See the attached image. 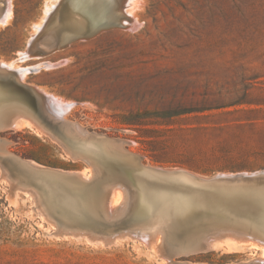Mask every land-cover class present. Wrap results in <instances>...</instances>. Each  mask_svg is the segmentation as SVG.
Listing matches in <instances>:
<instances>
[{
  "label": "rangeland",
  "instance_id": "obj_1",
  "mask_svg": "<svg viewBox=\"0 0 264 264\" xmlns=\"http://www.w3.org/2000/svg\"><path fill=\"white\" fill-rule=\"evenodd\" d=\"M0 1V60L23 68L64 58L62 65L38 71L30 68L23 80L67 103L64 117L72 133L78 125L88 133L84 132V140L79 141L55 122L53 131L63 143L29 122L15 130L0 128V264L264 263L261 243L246 236L240 238L235 229L231 234L227 226L231 235L228 231L223 235L224 226L210 230L209 224H203L189 235L192 238L182 227L172 237L160 228L159 233L145 236L141 227L151 212L140 204L138 185L127 179L117 181V190L122 187L119 192L124 193V197L117 195L118 202H124H115L113 208L107 199L89 201L90 180H82L84 185L77 187L56 177L82 197L83 212L70 216L37 183L40 175L36 172L43 166L49 172L87 170L96 178L103 177L101 171L106 169L127 174V150L140 155H136L139 163L184 168L205 178L264 171V0H140L133 9L136 27L120 22L123 13L113 12L111 6V14L119 20L106 25L102 18L86 17L64 4L59 25L37 38L42 52L29 57H23L22 52L37 30L34 24L43 21L45 4L56 0ZM118 1L122 8L123 0ZM133 2L129 1V7ZM63 30L76 36L68 45L51 50ZM254 73L258 76L247 79ZM5 82L0 99L6 101L1 100L0 107L2 101L14 100L23 106V97L9 89L14 83ZM122 137L135 143L127 147ZM85 139H96L93 141L98 146L100 139L110 141L106 144L111 149L109 156L91 159L99 164L96 174L92 161L85 164L64 152L76 149L79 142L85 147ZM30 161L40 166L29 165ZM201 181L203 185H223ZM123 184H128L126 191ZM243 184V190L264 189L262 182ZM109 189L106 185L105 190ZM127 191L134 197L128 198L131 194ZM127 204L135 211L126 214ZM170 210L164 214L166 219H172L174 211ZM213 212L223 214L221 209ZM213 212L200 209L192 214ZM222 216L226 222L232 219L231 215ZM165 221L167 228L171 224ZM170 227L174 229V225ZM217 231L225 238L211 235ZM205 242L209 247L204 250L200 244Z\"/></svg>",
  "mask_w": 264,
  "mask_h": 264
},
{
  "label": "bare ground",
  "instance_id": "obj_2",
  "mask_svg": "<svg viewBox=\"0 0 264 264\" xmlns=\"http://www.w3.org/2000/svg\"><path fill=\"white\" fill-rule=\"evenodd\" d=\"M129 1L130 0H123L122 8L120 7L118 0H116V1H114V0H56V2L54 4L46 3L45 4V10H46L45 13L46 14L44 15L43 21L41 23L34 24V27L37 30L32 34L31 38L28 41V44H27L25 50L22 52L23 57H29V56L34 55V53L39 54L42 52L41 49H43V47L41 45L37 44V42H38L37 38L40 34L47 33L59 25V23H60V9L64 4L69 5L74 11H79L80 13L85 15L86 17L94 16L95 18H102V22H106V25H107V23L116 22V20L118 22V20H119L118 18H116L114 16V14L113 15L111 14L112 13V11L110 10V6H111V8H113V12L118 10V12L123 13L122 19L120 20V22L122 21V23L124 25H133L136 27V25H138V21L134 18L133 9H134V7H137L139 5L140 0H134L133 4L130 7H129ZM0 3H1V1H0ZM118 17L120 18V16H118ZM10 18H11V16H10ZM3 23H5V22H3ZM114 24H116V23H114ZM38 32H39V34H37ZM74 35L76 36V34L74 32H71L69 30H63L60 34V38L58 40V43L55 44L51 50L62 48V47H60L61 45H67L69 40ZM65 41H66V44L65 43L63 44V42H65ZM59 42H61V43H59ZM64 61H65L64 58H62L58 61H55L54 63H52L51 61H48V60H42L33 66H30V67L28 66V67L22 68L19 66L13 67L12 65H10L11 62L8 65L7 63L0 60V73L2 75V76H0V90H3L4 85L6 83L5 78L9 75L15 79L13 82L14 85L9 88L11 90V93L13 95H19L20 97H23V100H24L23 101L24 105L21 106L15 100L11 101V102H5L6 99H3L1 97L0 101L1 100H5V101H2L4 103L2 104L3 106L0 107V128H2V129L12 128L15 130V128L24 127L26 125V123L29 122V123H33L35 126L39 127L43 132L47 133L50 137L55 138V140L57 139V142L60 141V142L64 143L62 138L58 134H56L55 131H53L52 124L55 122H58V123H60L59 125H61L62 130L64 132H66V134L68 133V134L74 136V138L78 139L79 141L84 140L83 139L84 138V132H86V131H84L83 126H81V125L76 126V132L72 133L68 129V124L65 123L66 121H68L64 117L65 111L67 109V103H64L62 100H59V98L53 96L52 94H50L49 92H47L43 88L37 86L36 84L28 83V82L23 80L24 73L28 72V70L30 68L34 69V71H38L41 67H51V66L55 67L58 65H62ZM49 104L51 105V108L48 106ZM69 122H71V121H69ZM73 128H75V127H73ZM91 133H94V132H91ZM91 133H89V134H91ZM102 135H104V134H102ZM109 138L111 140H113L111 137H109ZM65 140H66V138H65ZM87 140H89V139H87ZM93 140L96 141V139H92V141L91 140L87 141L84 144L85 147L79 146V144H80V142H79L78 146H75V148L76 147L77 148L73 149L71 152L69 151L70 149L65 148L67 146H63L62 143H61V145L64 147V149H66V150H64V152L68 151V155L70 154V157L73 160L81 159L85 162V164H88L89 161H92L91 160L92 157L99 156V155H106V156L110 155L109 152L111 149L109 150L107 147L108 145H106L107 143H110V141L108 139H105L106 141H104L103 139H100V142H98V143L101 145V148L99 147L100 145L98 146L96 143H94ZM116 140H117V138H116ZM124 141L122 140L121 142H124ZM113 143L115 144L116 142L113 141ZM123 145L124 144H121V146H123ZM63 147H62V149H63ZM114 150H116V149H114ZM127 151H126V153L124 152L125 153L124 159L129 163L128 164L129 166L127 167V174L124 172L113 173L111 171V169L110 170L106 169L105 172H103L104 170L101 171L102 175H103V177L101 176V178L100 177H97V178L91 177V175L89 176L86 172L87 170L86 171L85 170H80V171H72L71 170V172H69V171L65 172L64 170H60V169H58V170L56 169L57 170L56 171L53 168L54 170H51L49 172V171H46V169H44L45 167L40 166V165L35 164V163H32L31 161L29 162V165L35 164V165H38L41 167V168H37V170H36L37 174L40 175V178L37 179V183L41 186H44L46 194H48V196L56 204V206L58 208H60L62 211L66 212L70 216L78 215V214L83 212L82 197L80 194L73 191L67 185L59 182L60 180H57L56 177L63 179L69 183H74L75 186H77V187H79V186L82 187L84 185L83 184L84 182H82V180H86V181L90 180L88 185H87L90 188L87 192L89 201L91 203H93L94 201L99 202V201H102L104 199H107L108 201L110 200V202H111L110 204L113 208H115V205L119 201V198L117 195H119V193L121 194V192H119V191L122 188V187H120V190L119 191L117 190V188H116V186L118 184L117 181H119L118 179H120V180L127 179L128 182H131L133 184L138 185V189L140 191V196H139L140 204L142 205L143 208H145L151 212V216H150V218H148V221L142 223V225H144V226L141 227L142 228L141 231L145 234V236L149 237L155 233L156 234L159 233V228L164 229L165 233L167 232L169 235H171V237L174 235L175 231H174V229H172L170 227L171 225H174L172 222V219L171 218L166 219L164 217V214L168 213L169 209H171L170 212H173V211L174 212L175 211L176 212H185L187 209H189V211H199L200 209H204V210H207L208 212H213L214 210L221 209V212H223V214H227V215L232 216L231 221H228L226 223H221V224H219V223L209 224L208 226H209L210 230L211 229L215 230V229L219 228L220 226H222L221 228H223V226H224L223 235H225L224 232L227 233V231L229 229H231V230H229L230 232L233 231L232 229H235V230L239 231L240 233L235 231L234 234L238 233L240 238L246 236V238H251L253 240L256 239L263 246L262 257H264V189L252 187L250 189L245 188L246 190H243L242 187L246 186L243 184L244 183L243 181H242L243 183L237 182V183H232V184H223L221 186L210 185V184H206V183H205L206 185H203L202 183L199 182L200 180H196L190 176L182 175L180 173L151 172L146 168V166H150V165L140 163L141 165H143V167H139V165H138L139 157L138 156H140V155L136 154V155H138V156H136L131 152L127 153ZM65 153H67V152H65ZM121 153H123V152H121ZM121 153H120V155L122 156ZM113 154H115V153H113ZM115 155H117V154H115ZM26 161H24V163ZM93 161H92V165H95V164H93ZM89 165H88V167H89ZM97 166L95 165V167H93L94 172L97 168H99ZM88 169H90V167ZM101 169H99L98 172H100ZM166 169H168V168H166ZM170 169L174 170L175 167L174 168L170 167ZM36 172H34V173L36 174ZM95 174H96V172H95ZM250 174H251V172H250ZM109 175L110 176L113 175L114 178L109 177ZM218 176L220 177L219 174H218ZM234 176H241V175L236 174ZM89 178H93V179H89ZM120 183L121 182H119V184ZM106 185L110 186L109 191L105 190ZM123 185H125V186H123V191H126V190H124V187L126 188V185H128V184H123ZM30 188H31V190L33 189V187H30ZM127 188H130V186ZM239 188H241V189H239ZM11 189L12 188H10V191H11ZM34 191L36 193V190H33V192ZM40 191H41V189H40ZM86 191H87V189H86ZM129 191H133V190H131V188H130ZM129 191H127V192H129ZM41 193H42V191H41ZM36 194H38V193H36ZM123 194H121L122 197H124ZM129 194H131V196H129L128 198L134 197V195L132 193L129 192L127 195H129ZM121 195L119 196L120 198H122ZM9 196H10V194H9ZM115 196H117L118 199ZM107 200H105V201H107ZM124 200H126V199H124ZM105 201H103V203ZM128 201H129V199H128ZM131 201L133 204L134 199ZM115 202H116V204L114 205ZM121 202L122 201H120L118 203H121ZM102 205L103 204H101V206ZM104 205H106V202ZM96 206H98V205H96ZM106 206H108V205H106ZM120 206L122 207V205H120ZM123 206H124V204H123ZM127 206H128V204H127ZM127 206H126L127 209L133 207V206H131V207H129V206L127 207ZM126 208H125V210H126L125 212H127ZM102 209H103V207H102ZM94 210H95V208H94ZM128 210H130V209H128ZM106 212L107 211H105V213ZM117 212L119 213L120 209H118ZM122 213H123V210H122L121 214ZM172 214H174V213H172ZM124 215L125 214H122V217ZM168 215H165V216H168ZM114 216L116 217V218L115 217L114 218L117 219V216L116 215H114ZM169 216H171V215H169ZM48 218H49V216H48ZM107 219H109V218H107ZM165 220L169 221V223L171 224V225H168L169 227H167V228H165L163 225V222H166ZM138 224L140 225V223H138ZM124 229H125V231L127 230V228H124ZM138 229H139V227H138ZM72 230H73V232L75 231L74 229H72ZM214 230H212L211 232H214ZM217 230H219V229H217ZM220 231H217L216 232L217 234L211 233V235H216V237H220L222 235V234H220ZM66 232H67V230H66ZM111 232H115V231L113 230ZM121 232H123V230ZM126 232L130 233L132 231H130V232L126 231ZM133 232H135V231L133 230ZM202 232H204V231H202ZM230 232H229V235L233 234V232L231 234H230ZM92 233L90 232V234H92ZM98 233H100V232H97L96 235H98ZM165 233H164V236H167ZM193 233H196V232L191 230V231H187L185 233V235L189 236ZM208 233H210V232H207L206 235H208ZM198 234H196V236ZM92 235H94V234H92ZM118 235H119V233H118ZM211 235H208V236H211ZM111 236H112V234H111ZM103 237L105 238L104 234H103ZM192 237H190V238H192ZM197 237H200V235H198ZM204 237H205V235H204ZM169 238H170V236H169ZM223 238H225V237H222L221 239H223ZM157 239L159 240L160 238H157ZM196 239H198V238H196ZM196 239L193 238L191 240L194 241ZM158 240H157V244H158ZM160 241H161V239H160ZM209 243H211L210 247L207 246L208 244H206V242L203 243V246H201L202 244H200V247H204L203 248L204 250L207 247H209V249H211L212 242L209 241ZM160 244H161V242L159 243V245ZM198 244H199V242H198ZM155 245H156V243H155ZM162 245L163 244H161V247H163ZM213 247H214V245H213ZM163 250H165L164 247H163ZM192 250H195V249H192ZM198 250H199V248H198ZM198 250H196V251H198ZM200 250H201V248H200ZM161 251H162V249H161ZM167 256L169 257V255H167ZM171 261H172V257H171ZM260 263L264 264L262 261ZM243 264H247V263H243Z\"/></svg>",
  "mask_w": 264,
  "mask_h": 264
},
{
  "label": "water",
  "instance_id": "obj_3",
  "mask_svg": "<svg viewBox=\"0 0 264 264\" xmlns=\"http://www.w3.org/2000/svg\"><path fill=\"white\" fill-rule=\"evenodd\" d=\"M93 32V31H92ZM69 44V43H68ZM67 44V45H68ZM0 76L1 73H0ZM6 81L9 83L14 82V78L11 76H7ZM139 167H143L140 163H138ZM146 168L151 171V172H156V173H180L182 175H187L190 176L196 180H206L211 183L215 184H232V183H237V182H248V183H264V171L258 174H253V175H242V176H211L210 178H204L201 176L196 175L192 171L186 170L184 168H177L174 170L171 169H166L160 166H146ZM135 211L134 208L128 210L126 214L129 212ZM223 214H217V212L213 213H202L200 216H194L192 214V211H185V212H174L172 214V222L174 224V231H178L181 227L185 231H191L194 230L196 227H199L203 224H212V223H226L227 218L225 216H222Z\"/></svg>",
  "mask_w": 264,
  "mask_h": 264
},
{
  "label": "built area",
  "instance_id": "obj_4",
  "mask_svg": "<svg viewBox=\"0 0 264 264\" xmlns=\"http://www.w3.org/2000/svg\"><path fill=\"white\" fill-rule=\"evenodd\" d=\"M127 131H130V129H126ZM126 142H127V147H129V146H133V144L135 143L132 139H130V138H127V137H122ZM129 143H130V145H129Z\"/></svg>",
  "mask_w": 264,
  "mask_h": 264
},
{
  "label": "trees",
  "instance_id": "obj_5",
  "mask_svg": "<svg viewBox=\"0 0 264 264\" xmlns=\"http://www.w3.org/2000/svg\"><path fill=\"white\" fill-rule=\"evenodd\" d=\"M256 76H258V73H254V74H252L249 78H247V79H252V78H255ZM191 111V110H190Z\"/></svg>",
  "mask_w": 264,
  "mask_h": 264
}]
</instances>
